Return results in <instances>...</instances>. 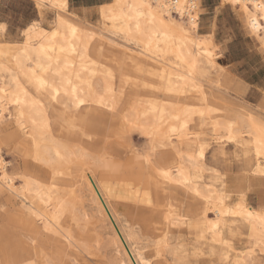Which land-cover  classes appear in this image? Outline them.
Returning <instances> with one entry per match:
<instances>
[{
  "label": "bare ground",
  "instance_id": "bare-ground-1",
  "mask_svg": "<svg viewBox=\"0 0 264 264\" xmlns=\"http://www.w3.org/2000/svg\"><path fill=\"white\" fill-rule=\"evenodd\" d=\"M33 1L40 18L22 39L0 19V194L21 200L18 214L2 205L0 221L22 227L0 229V264H91L108 246L117 264H142L161 241L163 264H264L251 238L264 216V151L249 135L264 112L222 90V46L201 32L202 0H110L97 23L70 0L67 10ZM222 1L264 49V0ZM230 144L241 172L217 164L233 157ZM7 149L21 167L9 168Z\"/></svg>",
  "mask_w": 264,
  "mask_h": 264
},
{
  "label": "rangeland",
  "instance_id": "rangeland-1",
  "mask_svg": "<svg viewBox=\"0 0 264 264\" xmlns=\"http://www.w3.org/2000/svg\"><path fill=\"white\" fill-rule=\"evenodd\" d=\"M219 1L220 6L206 15L209 18L207 24L203 23V16H201V32L215 33L217 42L222 46V50L219 51L220 60L223 61L224 65L223 71L220 73L221 88L236 102L249 104L252 108H255V111L261 110L264 112V49L260 45L259 40L246 30L240 10L230 3L224 4L223 1ZM71 9L94 23L99 21L98 13L96 12L98 7L90 13H81L74 6H71ZM46 16L47 20L51 21L54 14L53 12H49ZM35 17L36 8L31 0H5L4 6L0 11V19L7 22L8 36L11 40L22 39V28L29 24ZM244 33H246V35ZM226 51L227 54L228 51L231 52L230 55H228L229 59L225 57ZM228 64H231V66ZM134 143L140 146L143 144V139L136 136ZM227 149L233 157L230 158V161H226L224 158L220 157V159L217 160V164L219 166L222 165L225 171L241 172L243 170L244 157L234 156L235 148L232 144L228 145ZM209 152L208 160H216L214 157V147ZM15 153L17 152L8 149L5 152V159L10 164L9 168L21 167L23 165L19 153ZM251 202L253 205H256L255 195L251 197ZM2 205H7L9 213L18 214L17 210L21 206V200L9 198V195L4 192L0 194V207ZM0 225H2L0 229L5 230L4 226H7L12 230L22 232V227H19L18 224L6 225L5 222L0 221ZM106 226L107 222L104 221L103 228H106ZM244 232L247 233V230ZM36 234L35 231H26L25 235L22 234V236L30 244H33L34 241H31L28 236L35 237ZM244 238L246 239L247 237ZM37 240L38 245L41 246L42 244L49 252H55L56 247L51 241L46 240L43 234H39ZM8 245L12 249L13 244L9 243ZM105 253L106 256H98L96 262L91 261L89 258L87 262L91 264H117L115 259L116 253L112 246H108ZM0 258L4 261L1 247ZM66 258L67 256H64L63 260L62 256H59V259H57L58 263L56 264H71L69 258Z\"/></svg>",
  "mask_w": 264,
  "mask_h": 264
},
{
  "label": "snow or ice",
  "instance_id": "snow-or-ice-1",
  "mask_svg": "<svg viewBox=\"0 0 264 264\" xmlns=\"http://www.w3.org/2000/svg\"><path fill=\"white\" fill-rule=\"evenodd\" d=\"M187 6V5H186ZM37 7H39V5H37ZM52 7L57 8V9H63V10H67L68 9V2L67 0H56V3L52 5ZM150 7V6H149ZM191 7H195V4L191 5ZM61 24L64 23L63 20L60 21ZM69 28H71V25L68 26ZM192 27H196V21L193 20L192 21ZM37 28L36 24H33L31 27L28 28L26 35H29L33 32L34 29ZM6 26L4 24H0V30H5ZM73 33L75 32V29H72ZM56 33H53V36H55ZM41 84H43V81H40ZM18 102V101H17ZM80 104H83L84 101L80 100L79 101ZM138 131V128L136 126H130V127H126L124 129V136L127 137L130 133H134ZM173 131H175V129H173ZM249 135H255L256 136V143L258 145L257 147V153H261L262 151H264V121H262L259 126L256 127L255 132H249ZM200 155L203 156V150L201 149ZM165 176H167V173L164 174ZM197 195H199V193H197ZM249 217L252 216V213L249 212L247 214ZM256 220L258 221V225L256 223H253V233H256L257 231V227H259L260 231L258 235H254L253 237H251L252 239H255L257 242V245L260 247V249L264 250V216H259L256 217ZM47 230V229H46ZM221 243H224L226 246H230L228 244V241H221ZM163 242H158L157 244V251L153 254V258L151 260H143L142 264H163V260L161 258V246H162ZM252 249H249V253H251ZM29 264H31V262H29ZM229 264H231V261H229ZM237 264H239V261L237 260Z\"/></svg>",
  "mask_w": 264,
  "mask_h": 264
},
{
  "label": "crops",
  "instance_id": "crops-1",
  "mask_svg": "<svg viewBox=\"0 0 264 264\" xmlns=\"http://www.w3.org/2000/svg\"><path fill=\"white\" fill-rule=\"evenodd\" d=\"M31 1L34 3V6L36 8V17L31 20V22H32V21H34L36 19H39L40 15H39V10H38L35 2L33 0H31ZM107 1H110V0H70V7L71 6L76 7L81 13H90L91 11L95 10V8L98 7L100 4H102L104 2H107ZM4 2H5V0H1L0 11H1L2 7L4 6ZM202 6L206 10L205 11L206 13L204 12L203 15H202L203 16V18H202L203 19V23L207 24L209 22V18L206 15L208 13L214 11L215 8L219 7L220 6V1L219 0H202ZM4 22H6V21H4ZM26 26H24V27H26ZM244 34L246 35V33H244ZM230 53L231 52L228 51V54H227V51H226V56L225 57L227 59H229L228 55H230ZM231 64H228V65L231 66ZM249 84H251V83H249ZM251 85H254V84H251Z\"/></svg>",
  "mask_w": 264,
  "mask_h": 264
}]
</instances>
